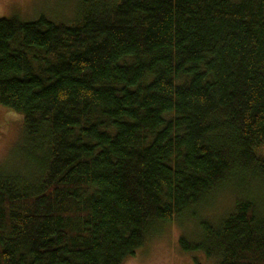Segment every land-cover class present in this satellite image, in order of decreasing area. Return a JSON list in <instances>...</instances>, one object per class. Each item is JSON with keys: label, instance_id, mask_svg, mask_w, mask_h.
I'll list each match as a JSON object with an SVG mask.
<instances>
[{"label": "trees", "instance_id": "16d2710c", "mask_svg": "<svg viewBox=\"0 0 264 264\" xmlns=\"http://www.w3.org/2000/svg\"><path fill=\"white\" fill-rule=\"evenodd\" d=\"M0 104L24 117L31 170L0 172V264H124L236 181L229 215L182 250L264 264V0L0 18Z\"/></svg>", "mask_w": 264, "mask_h": 264}, {"label": "rangeland", "instance_id": "374dc122", "mask_svg": "<svg viewBox=\"0 0 264 264\" xmlns=\"http://www.w3.org/2000/svg\"><path fill=\"white\" fill-rule=\"evenodd\" d=\"M80 11L81 0H0V18L37 21L44 17L56 24L71 25L79 19ZM26 150L23 115L0 104V172L30 173ZM239 186L236 181V185L217 195L205 211L190 210L175 216L171 222L156 224L144 247L124 264H215V259L207 258L200 251H183L181 240L196 244L202 237L199 223L203 220L218 226L221 218L228 216L232 205L234 207ZM254 187L252 185V196L264 202V192H253Z\"/></svg>", "mask_w": 264, "mask_h": 264}]
</instances>
